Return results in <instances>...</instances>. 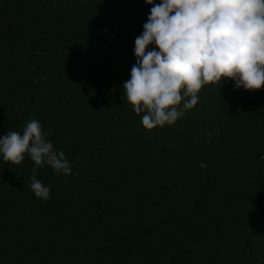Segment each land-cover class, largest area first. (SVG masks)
<instances>
[{
  "label": "trees",
  "instance_id": "obj_1",
  "mask_svg": "<svg viewBox=\"0 0 264 264\" xmlns=\"http://www.w3.org/2000/svg\"><path fill=\"white\" fill-rule=\"evenodd\" d=\"M151 7L0 0V137L36 119L72 168L0 154V264H264V89L145 129L122 85Z\"/></svg>",
  "mask_w": 264,
  "mask_h": 264
},
{
  "label": "clouds",
  "instance_id": "obj_2",
  "mask_svg": "<svg viewBox=\"0 0 264 264\" xmlns=\"http://www.w3.org/2000/svg\"><path fill=\"white\" fill-rule=\"evenodd\" d=\"M146 2L152 7L135 39L136 63L122 85V99L137 115L143 113L145 129L175 124L197 105L205 85L232 80L237 89H264V0ZM22 133L10 130L0 137L5 162L20 165L27 155L36 168L47 164L57 174H72L64 152L54 149L39 121L30 119ZM31 180L35 196L48 200L50 187L35 174Z\"/></svg>",
  "mask_w": 264,
  "mask_h": 264
}]
</instances>
